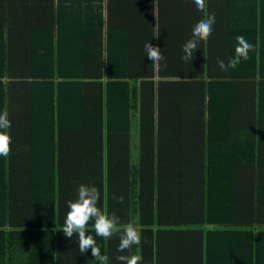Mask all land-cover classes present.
Returning <instances> with one entry per match:
<instances>
[{
    "label": "trees",
    "instance_id": "trees-1",
    "mask_svg": "<svg viewBox=\"0 0 264 264\" xmlns=\"http://www.w3.org/2000/svg\"><path fill=\"white\" fill-rule=\"evenodd\" d=\"M9 1L10 16H0V113L11 122L0 264H99L90 249L80 254L77 234L57 230L80 184L97 187L98 207L142 226L141 243L118 252L119 235L96 236L89 222L109 264L137 252L141 264H264V0H235L227 17L205 0L215 24L192 61L182 45L204 18L194 0H158L157 17L144 9L155 0ZM28 25L35 37L23 46ZM241 35L254 45L249 59L222 71L218 60L235 55ZM33 136L37 155L18 162L31 170L21 182L12 169Z\"/></svg>",
    "mask_w": 264,
    "mask_h": 264
},
{
    "label": "clouds",
    "instance_id": "clouds-1",
    "mask_svg": "<svg viewBox=\"0 0 264 264\" xmlns=\"http://www.w3.org/2000/svg\"><path fill=\"white\" fill-rule=\"evenodd\" d=\"M197 9L204 13L202 18L192 29L191 38L182 45V51L184 55L182 59L189 61L193 59V54L198 49V44L201 41H207L212 34L213 25L215 24V14L206 12L205 0H194ZM158 32L154 37H159ZM254 45L249 43L244 36L236 37L235 55L230 57L228 62L218 60V66L222 71H228L229 69L236 68L242 60L249 59V52L253 51ZM144 50L147 58L152 64H159L164 59L161 49L152 44L146 42L144 44ZM8 112L5 109L0 113V156L7 158L10 154L11 148V136L8 129L11 128V122L9 121ZM77 197L75 200L67 202L68 211L64 220L62 231L64 236L72 238L73 234L78 236V247L80 254L86 253L89 249L91 255L95 260L99 261V264H109V257L101 254L100 247L97 245L96 240L92 235L88 233V224L90 221H94L93 229L95 235L103 239H111L114 235H119L118 252H125L133 245H139L141 243V231L142 226L138 222H129L126 224L120 223V218L115 212L109 214L107 208L101 209L98 207L100 200V191L93 185L80 184L77 189ZM118 202H123V196L113 197ZM143 257L137 252V254L118 255L116 260L120 264H141Z\"/></svg>",
    "mask_w": 264,
    "mask_h": 264
},
{
    "label": "crops",
    "instance_id": "crops-1",
    "mask_svg": "<svg viewBox=\"0 0 264 264\" xmlns=\"http://www.w3.org/2000/svg\"><path fill=\"white\" fill-rule=\"evenodd\" d=\"M32 1H37L38 3L40 2V0H32ZM216 4H215V0H214V5H216L218 7L219 4V11L216 12V16L217 17H227V16H233L236 13L234 12V8H233V3L235 2V0H216ZM219 1V2H218ZM29 3V2H28ZM30 4V3H29ZM161 4V1H160ZM6 6H7V10H6ZM10 1L4 5V0L0 6V16H4V14H6V17L8 18V16H10L9 12H10ZM106 9H107V5L104 6V10H103V14L106 13ZM144 9L145 12L148 13L149 15L152 14L154 16H158V9H159V4H158V0H155V2L153 3V5H148V4H144ZM180 6H179V2H177V11H179ZM142 10V7L141 9ZM32 12L33 11V7H32ZM156 26H157V22H155ZM20 27V26H19ZM35 27H33L32 25H28L27 27H25L24 29H22L21 27L19 28L20 31L22 30L23 36H26L27 34H31L32 33V37L27 36V38L23 39V46H26V44L30 41L31 38H34L35 35L33 34ZM7 29V35H6V40L8 42V45L10 46V35H9V30H8V26L6 27ZM3 30V29H2ZM20 56H22L20 54ZM8 57H7V61H8ZM158 78H156L157 80ZM5 81H8V78L4 79ZM233 126L232 123H229ZM19 127V126H18ZM23 127V126H20ZM30 127H33L30 126ZM36 127V126H35ZM232 128V127H231ZM33 137H29L28 139L30 140V145L26 144L24 147H21L20 150V155L21 157L19 158V160L24 159L26 161H17V165L14 166V169H12V171L14 172L15 175L18 176V178L21 180V182L23 181L22 179V175L25 176L27 179L29 178V176L31 175V170H29L28 168V163L30 161H32L36 155H37V148H36V143L38 142L37 138ZM18 162H28L27 164H19ZM29 181V179H28ZM133 192H136V190H129V191H125V193L127 194L128 200H129V206L131 207L133 205V200L132 197L128 196V194H131ZM135 205V204H134ZM133 205V207H135ZM118 216V215H117ZM119 217V216H118ZM120 218V217H119ZM121 220H124L126 223L132 222V219H127V218H120Z\"/></svg>",
    "mask_w": 264,
    "mask_h": 264
}]
</instances>
